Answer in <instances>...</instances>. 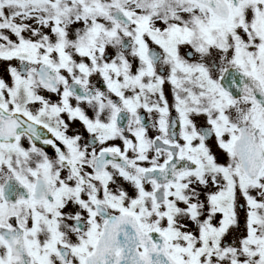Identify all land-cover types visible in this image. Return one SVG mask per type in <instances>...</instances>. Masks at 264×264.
Masks as SVG:
<instances>
[{
  "label": "snow or ice",
  "instance_id": "1",
  "mask_svg": "<svg viewBox=\"0 0 264 264\" xmlns=\"http://www.w3.org/2000/svg\"><path fill=\"white\" fill-rule=\"evenodd\" d=\"M0 264H264V0H0Z\"/></svg>",
  "mask_w": 264,
  "mask_h": 264
}]
</instances>
